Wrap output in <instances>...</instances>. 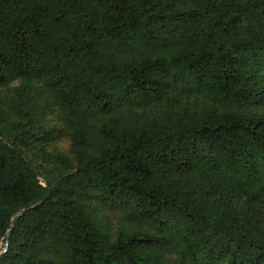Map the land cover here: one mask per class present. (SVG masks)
<instances>
[{
	"label": "trees",
	"instance_id": "16d2710c",
	"mask_svg": "<svg viewBox=\"0 0 264 264\" xmlns=\"http://www.w3.org/2000/svg\"><path fill=\"white\" fill-rule=\"evenodd\" d=\"M22 210L0 264H264V0H0Z\"/></svg>",
	"mask_w": 264,
	"mask_h": 264
},
{
	"label": "water",
	"instance_id": "95a60500",
	"mask_svg": "<svg viewBox=\"0 0 264 264\" xmlns=\"http://www.w3.org/2000/svg\"><path fill=\"white\" fill-rule=\"evenodd\" d=\"M44 186L47 188V191H48V194H47V197H46V199H47L50 196V189H49V186L47 185V183H45V182H44ZM43 203H44V200H42L38 205L43 204ZM24 212H25V210H22V211L18 212L17 214H15V216L13 217V219L11 221V226H10L9 230L7 231V233L5 234V238H4V249H3L2 252H0V255L7 250L8 242H9L8 240H9V236L11 234L12 228L15 225L16 221L18 220L19 216L22 213H24Z\"/></svg>",
	"mask_w": 264,
	"mask_h": 264
}]
</instances>
